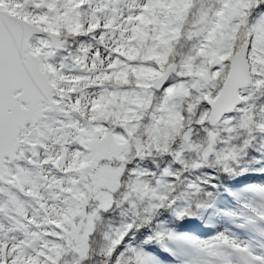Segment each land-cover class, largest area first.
<instances>
[{
	"label": "snow or ice",
	"instance_id": "1",
	"mask_svg": "<svg viewBox=\"0 0 264 264\" xmlns=\"http://www.w3.org/2000/svg\"><path fill=\"white\" fill-rule=\"evenodd\" d=\"M250 175L264 0H0V264H162L153 243L179 264H264L231 228L161 219ZM225 190L232 228L264 238V179Z\"/></svg>",
	"mask_w": 264,
	"mask_h": 264
},
{
	"label": "rangeland",
	"instance_id": "2",
	"mask_svg": "<svg viewBox=\"0 0 264 264\" xmlns=\"http://www.w3.org/2000/svg\"><path fill=\"white\" fill-rule=\"evenodd\" d=\"M264 179V177H263ZM248 180V181H247ZM246 183H252V181L250 179H246L244 181H241L239 184H237L236 187H234V192H238L241 189H243L245 187ZM236 208V203L235 201H233V199L230 196H223L221 198L218 199V202L215 204V206L213 207V209H216V215L214 217V219L212 220V222H210L209 220H211V218H207L204 219V221L206 223H210L208 231H206V233L203 235L202 233H200L199 231H195L194 229H192V224L191 223L188 227L190 228H186L187 235H191L193 237H197L200 239H206L209 236L215 235L217 232L219 231H223L226 228H231V230L233 232H235L238 236H240L241 239H245V240H252L254 247L256 248L258 253L264 254V238L261 237H253L252 235L242 232L238 229L232 228L231 223L229 222L228 217H226L224 215L225 212L228 211H232ZM208 221V222H207ZM179 230V229H178ZM183 231H180L179 233H182ZM163 260L164 262H166L167 264H179V261L177 259H174L171 255H169L168 253H163Z\"/></svg>",
	"mask_w": 264,
	"mask_h": 264
},
{
	"label": "trees",
	"instance_id": "3",
	"mask_svg": "<svg viewBox=\"0 0 264 264\" xmlns=\"http://www.w3.org/2000/svg\"><path fill=\"white\" fill-rule=\"evenodd\" d=\"M253 167H255V165H253ZM203 176L202 179H208L210 176L212 175H216V173H214L211 169H205L203 170ZM250 178H253L254 181H256V179L261 178V177H256L254 175H250ZM243 177H238L234 180H225L223 177H221L218 181H216L217 183L220 184V187L218 189H209L207 188V186H205V189L207 191H212L213 192V197L212 199H210L208 201L209 204L213 205L220 196L222 195H229L228 191H226L225 189H228L230 191L233 192V187L234 185H236V183H238L239 179H241ZM210 207H207L205 209L200 210L199 212H197V214L191 218H184L183 220H176L175 218H173L169 213H165L163 217H161L162 220L167 219V227L170 230L175 231L176 233H179L180 230L184 229L185 225L187 223H189L192 220H199L202 221L203 217L205 216V214L207 213V210ZM118 216V213L115 214ZM179 229V230H178ZM186 232V231H184ZM146 251L150 252L152 255H154L155 257H157L159 260L161 259V255L164 252L161 247L155 243H153L152 245H149L146 247ZM161 261V260H160ZM94 264H98V260L96 262H94Z\"/></svg>",
	"mask_w": 264,
	"mask_h": 264
}]
</instances>
